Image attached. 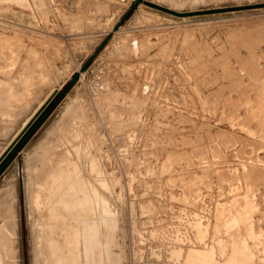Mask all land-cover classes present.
<instances>
[{
    "label": "rangeland",
    "instance_id": "374dc122",
    "mask_svg": "<svg viewBox=\"0 0 264 264\" xmlns=\"http://www.w3.org/2000/svg\"><path fill=\"white\" fill-rule=\"evenodd\" d=\"M55 89L0 264H264V0H0V155Z\"/></svg>",
    "mask_w": 264,
    "mask_h": 264
},
{
    "label": "water",
    "instance_id": "95a60500",
    "mask_svg": "<svg viewBox=\"0 0 264 264\" xmlns=\"http://www.w3.org/2000/svg\"><path fill=\"white\" fill-rule=\"evenodd\" d=\"M57 89H55L52 94L45 100V102L37 109L36 113L31 117V119L22 127L19 134L7 145L4 151L0 155V163L2 160L12 151V148L16 145L20 138L23 136V140L26 138V130L37 120V117L42 113V111L48 106V104L54 99L57 94ZM1 171V169H0Z\"/></svg>",
    "mask_w": 264,
    "mask_h": 264
},
{
    "label": "trees",
    "instance_id": "16d2710c",
    "mask_svg": "<svg viewBox=\"0 0 264 264\" xmlns=\"http://www.w3.org/2000/svg\"><path fill=\"white\" fill-rule=\"evenodd\" d=\"M151 5H153V4H151ZM90 61H91V59H89V60L86 62L85 65H88V64L90 63ZM76 77H77V74L74 73V75H73V79L66 83V85H65L64 88L62 89L61 93H62L63 91H67V90L70 88V86L72 85V83H73V81L76 79ZM48 109H49V108H48ZM46 112H47V110H46ZM40 119H41V118L37 119V122H38ZM36 124H37V123H35L34 126H36ZM34 126H33V127H34ZM33 127H32V128H33ZM32 128H30V129L28 130V132H30V130H31ZM26 135H27V134H26ZM23 137H24V136H23ZM23 137L19 140V142H18V146H17L16 148H12L13 153L16 152L17 150H19L20 146L22 145ZM12 151L7 155V159L10 158V157L13 155V154L11 155ZM10 155H11V156H10ZM4 164H5V163L3 162L2 165L0 166V169H2V166H3Z\"/></svg>",
    "mask_w": 264,
    "mask_h": 264
},
{
    "label": "bare ground",
    "instance_id": "6f19581e",
    "mask_svg": "<svg viewBox=\"0 0 264 264\" xmlns=\"http://www.w3.org/2000/svg\"><path fill=\"white\" fill-rule=\"evenodd\" d=\"M133 39H134V38H133ZM140 43H141V42H140ZM140 43H139V45H140ZM132 49H133V51H134L133 53L137 54V53L139 52V50L141 49V46H140V47H139V46H133ZM141 51H142V50H141ZM141 51H140V52H141ZM133 53H132V54H133ZM139 55H140V54H139ZM109 85H110V84H109ZM143 88H144V86H143ZM143 88H142V90H143ZM101 89H102V88H101ZM107 89H108V88H107ZM111 89H112V88H111ZM114 89H115V88H114ZM144 89H145V88H144ZM108 91H109V90H108ZM120 91H121V90H120ZM120 91H119V92H120ZM119 92L116 91V93L120 95ZM121 92H122V91H121ZM124 92H125V91H124ZM108 93H110V92H108ZM111 93H113V91H112ZM114 94H115V93H114ZM117 94H116V96H117ZM125 94H126V93H125ZM128 94H129V93H128ZM119 95H118V96H119ZM107 96H108V95H107ZM112 96H113V95H112ZM114 96H115V95H114ZM120 96H121V95H120ZM133 96H135V95H133ZM124 97H125V95H124ZM114 98H115V97H114ZM120 98H121V97H120ZM114 100H115V99H114ZM121 100H122V99H121ZM107 101H108V100H107ZM118 101H119V100H118ZM108 102H109V101H108ZM128 103H129V102H128ZM131 103H132V102H131ZM109 104H110V102H109ZM117 104H118V103H117ZM1 210H2V208H1ZM9 212H10V211H9Z\"/></svg>",
    "mask_w": 264,
    "mask_h": 264
}]
</instances>
